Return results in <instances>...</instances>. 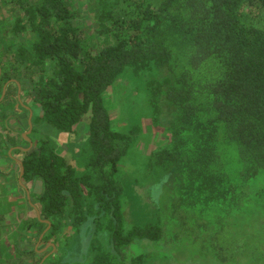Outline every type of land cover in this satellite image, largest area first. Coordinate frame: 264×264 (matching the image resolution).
I'll return each instance as SVG.
<instances>
[{"label":"trees","instance_id":"obj_1","mask_svg":"<svg viewBox=\"0 0 264 264\" xmlns=\"http://www.w3.org/2000/svg\"><path fill=\"white\" fill-rule=\"evenodd\" d=\"M13 1L9 30L29 37L15 49L0 47V86L22 71L39 108L33 123L62 133L73 132L89 112L81 171L48 137L22 157V179L40 183L29 195L39 216L24 224L38 236L49 222L42 243L55 244L60 229L77 230L90 219L89 264H146L152 258L125 253L136 239L163 235L151 217L124 226L118 167L140 124L113 126L103 95L125 71L133 77L153 72L144 85L155 123L161 102L173 109L165 141L147 160L148 169L163 174V184L174 185L171 195L163 186L160 207L169 200L223 201L264 174V0H93L94 37L75 22L69 0ZM230 159L238 173L234 183L227 175ZM101 231L108 248L98 238ZM43 255L16 245L13 256L16 264H37ZM40 264L70 263L48 255Z\"/></svg>","mask_w":264,"mask_h":264},{"label":"rangeland","instance_id":"obj_2","mask_svg":"<svg viewBox=\"0 0 264 264\" xmlns=\"http://www.w3.org/2000/svg\"><path fill=\"white\" fill-rule=\"evenodd\" d=\"M69 1L77 12L75 22L85 34L94 37L96 23L92 16L93 0ZM13 6V0H0V47L3 49L6 46L15 49L19 42L26 43L29 37L27 33L14 35L10 32L9 28L16 14ZM126 72L120 74L103 95L113 126L125 130L133 123L140 124L138 136L118 167V176L124 186V226L128 228L131 223H144L151 217L162 226L163 235L157 241L136 239L126 246L125 253H147L152 258L146 264H264V174L240 185L235 197L227 195L223 201L212 200L190 205L184 199L174 204L169 200L167 207H160L157 203L160 192L164 191L163 186L167 191L170 190L171 195L174 185H170V188L168 183L164 182V185L163 174L155 175L148 169L147 160L150 151L165 141L166 126L173 118V109L161 102L155 123L148 101L149 92L144 85L153 72L142 71L138 77ZM16 80L21 88L20 101L32 105L30 90L25 92V88L30 87L31 83L22 75V71L18 72ZM15 89V85L10 84L6 91L7 98L11 101L8 112H11L12 107L16 109L13 112L20 111L15 103ZM1 103L2 101L0 116L5 102ZM34 107L38 113V106ZM8 120L15 127L12 120ZM88 121L89 112H86L71 133H62L47 123H38L32 125V136L33 139L48 137L66 160L77 171H81L86 155ZM20 127L24 128L23 121L18 128ZM15 156L20 157V153L16 152ZM3 161L1 158L0 163ZM5 161L11 162L9 158ZM228 165L227 175L234 183V177L238 176L235 160L230 159ZM7 176L5 173L2 177ZM14 178L8 182L14 183ZM8 187L9 193L0 204L6 219L0 229V249L4 247L0 252V262L10 259L12 262L8 261L6 264H16L13 255L18 245L21 248L34 246L39 254L47 252L45 255H49L50 259L60 257L70 264H89V243L94 235L90 219L83 222L77 230L70 227L60 229L56 235L59 241L56 240L55 244L52 240L42 243L38 241L39 235L35 230L26 228L24 224L25 220H30L37 213V203L27 197L26 190L16 186ZM39 190L38 181L29 189V193ZM98 238L108 248L107 233L101 231Z\"/></svg>","mask_w":264,"mask_h":264},{"label":"flooded vegetation","instance_id":"obj_3","mask_svg":"<svg viewBox=\"0 0 264 264\" xmlns=\"http://www.w3.org/2000/svg\"><path fill=\"white\" fill-rule=\"evenodd\" d=\"M1 68H0V75H1ZM2 78L0 77V80ZM10 84L15 85L16 89H15V100H16V105L19 106L20 111L18 112H13L16 111V109H14L15 107H12L11 112L9 111V107H5L3 111H5L6 116L4 118H0V120H5L7 121V123H5V130L6 132H3V136L1 137V144L3 145V148H5V153H0L2 155V158L4 159V161L6 160V158H9V160H11V162L6 163V165L8 166L7 168L10 167H14L16 176L14 178V183L12 182L11 184L8 182V186H16L17 188H20L21 190H28L29 193V189H32L36 183L35 180H31L29 182H26L22 179V174L20 173V168L22 165V157L23 155L28 152L31 148H33V146L36 144V141L38 138L33 139V126L35 125L33 123V117L35 116L36 112H35V107H34V103L32 101V105L30 104H25L22 103L19 99L20 97V90L21 88H19V83L16 80V78H6L1 82V86H0V101H3L5 103H7V93L6 92L8 90V86ZM3 87L5 88V91L3 93V95L1 96V92ZM31 89V86L28 88H25V92L29 91ZM4 103V104H5ZM12 120L13 124L15 125L12 126L9 124V120ZM22 121L24 122V128L20 127L18 128ZM3 131V130H2ZM31 142V144L29 143V140ZM13 141V142H12ZM18 152L20 153V157L15 156V153ZM21 161V163H20ZM6 162V161H5ZM9 170V169H8ZM23 173V171H22ZM3 183H5V180H3ZM26 187V189L24 188ZM34 191H31L30 193H33ZM29 193V195H30ZM27 195V194H26ZM30 197V196H29ZM38 251V249H37ZM47 253V252H46ZM45 256V253L43 255V257ZM42 257V258H43Z\"/></svg>","mask_w":264,"mask_h":264},{"label":"crops","instance_id":"obj_4","mask_svg":"<svg viewBox=\"0 0 264 264\" xmlns=\"http://www.w3.org/2000/svg\"><path fill=\"white\" fill-rule=\"evenodd\" d=\"M5 123H7V121L5 120H0V153H5V148H3V145L1 144V137L3 136V132L5 133ZM3 130V131H2ZM2 158V155L0 154V159ZM8 166L6 165V162L3 161L2 163H0V204L3 201L4 196H7L9 193V187H8V182L9 179H12V177L14 178V176H16V173L14 174V167H10L7 168ZM9 169V170H8ZM8 174L7 177H2L3 174ZM3 180H5V184L3 185ZM3 209L0 207V229L3 226V223L6 222L5 217L3 216ZM1 242H3V239H1ZM7 244V242L5 243ZM4 244V245H5ZM36 246V245H35ZM4 250V247L0 249V252H2Z\"/></svg>","mask_w":264,"mask_h":264},{"label":"water","instance_id":"obj_5","mask_svg":"<svg viewBox=\"0 0 264 264\" xmlns=\"http://www.w3.org/2000/svg\"><path fill=\"white\" fill-rule=\"evenodd\" d=\"M4 91H5V88L3 87L2 92H1V96L3 95ZM28 140H29V139H28ZM29 143L31 144L30 140H29ZM20 163H21V161H20ZM22 171H23V167H22V165H21V168H20V173H21V174H22ZM24 188L26 189V187H24ZM26 194H27V197H29V193H28V190H27V189H26ZM36 215L39 216V212H38V211H37ZM45 221L47 222V225H46V227L43 229V231L39 234V236H38V241H40L42 235L44 234V232L46 231V229L49 227V222H48L47 220H45ZM35 245H37V243H36ZM51 245H52V247L54 248V244L51 243ZM38 251H39V250H38ZM45 257H46V255H45V256L40 260V262L37 263V264H40V263L43 261V259H44Z\"/></svg>","mask_w":264,"mask_h":264}]
</instances>
